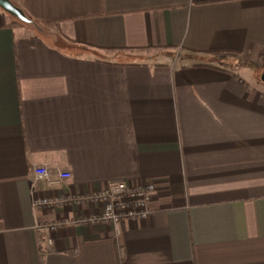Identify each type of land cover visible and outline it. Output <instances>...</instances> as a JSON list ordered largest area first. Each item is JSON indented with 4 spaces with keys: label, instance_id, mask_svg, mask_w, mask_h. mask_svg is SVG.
Segmentation results:
<instances>
[{
    "label": "crops",
    "instance_id": "1",
    "mask_svg": "<svg viewBox=\"0 0 264 264\" xmlns=\"http://www.w3.org/2000/svg\"><path fill=\"white\" fill-rule=\"evenodd\" d=\"M0 7V264H264V0ZM61 168L59 186L33 167ZM153 181L143 220L35 200Z\"/></svg>",
    "mask_w": 264,
    "mask_h": 264
},
{
    "label": "built area",
    "instance_id": "2",
    "mask_svg": "<svg viewBox=\"0 0 264 264\" xmlns=\"http://www.w3.org/2000/svg\"><path fill=\"white\" fill-rule=\"evenodd\" d=\"M34 182L45 180L49 185L59 186L71 178V172L56 169V176L47 165L33 167ZM156 183L142 181L129 183L124 180L110 181L105 187L84 194L60 192L52 196H41L35 200L37 210L52 209L57 206L75 204H96L101 208L87 217L58 218L57 220L40 223L37 230L43 235L47 247L53 244V233L61 226L70 223H111L119 229L124 220H143L150 214V206L156 193Z\"/></svg>",
    "mask_w": 264,
    "mask_h": 264
},
{
    "label": "water",
    "instance_id": "3",
    "mask_svg": "<svg viewBox=\"0 0 264 264\" xmlns=\"http://www.w3.org/2000/svg\"><path fill=\"white\" fill-rule=\"evenodd\" d=\"M0 7L3 8L8 13H10L11 15L23 21H29V19L24 14V12L18 6H16L11 0H0ZM261 80L262 82H264V71L261 74Z\"/></svg>",
    "mask_w": 264,
    "mask_h": 264
},
{
    "label": "rangeland",
    "instance_id": "4",
    "mask_svg": "<svg viewBox=\"0 0 264 264\" xmlns=\"http://www.w3.org/2000/svg\"><path fill=\"white\" fill-rule=\"evenodd\" d=\"M12 19H13V22L15 23V25H17V24H26L28 22V23H31L32 26L40 27V24L39 23L34 22V21H31V20H29V21H23V20L15 17L13 15H12ZM258 78H259L260 81H262L261 78H260L259 72H258Z\"/></svg>",
    "mask_w": 264,
    "mask_h": 264
},
{
    "label": "trees",
    "instance_id": "5",
    "mask_svg": "<svg viewBox=\"0 0 264 264\" xmlns=\"http://www.w3.org/2000/svg\"><path fill=\"white\" fill-rule=\"evenodd\" d=\"M13 24L15 25V23L13 22Z\"/></svg>",
    "mask_w": 264,
    "mask_h": 264
}]
</instances>
